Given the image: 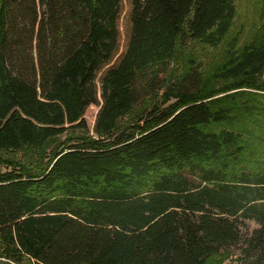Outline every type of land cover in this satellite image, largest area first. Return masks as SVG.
I'll return each instance as SVG.
<instances>
[{
  "label": "trees",
  "instance_id": "16d2710c",
  "mask_svg": "<svg viewBox=\"0 0 264 264\" xmlns=\"http://www.w3.org/2000/svg\"><path fill=\"white\" fill-rule=\"evenodd\" d=\"M260 10L262 32L241 41L236 0H0V149L111 135L191 41L224 45L212 80L264 90ZM186 59V93L138 133L68 144L39 172L0 170L5 264H215L234 247L264 264V168L241 162L264 135V99H205Z\"/></svg>",
  "mask_w": 264,
  "mask_h": 264
},
{
  "label": "rangeland",
  "instance_id": "374dc122",
  "mask_svg": "<svg viewBox=\"0 0 264 264\" xmlns=\"http://www.w3.org/2000/svg\"><path fill=\"white\" fill-rule=\"evenodd\" d=\"M261 3L262 0H236L237 15L232 26L231 35L237 34L241 41H247L255 34L262 32ZM223 49L224 45L210 48L197 45L192 41L188 42L179 51L178 56L174 60L165 87L141 105L120 116L117 120L116 128L111 135H96L92 130L71 128L37 147L22 146L18 149H0V170L14 169L39 172L52 159L54 151L68 144L81 143L87 140H93L99 144H107L120 134L138 133L142 128L153 123L151 121H154L160 113L173 108L179 101L180 94L186 93L184 92L186 88L183 84V74L185 64L188 63L186 59L187 55L194 56L198 62L201 78L200 91L204 93L205 99L231 103L234 96L244 90L255 94L257 98L264 99V90L236 87L234 82L231 81L212 80L210 75L213 72L208 75L205 74L206 69L210 70L211 68L212 70L214 68L210 63L211 61L218 60V56L222 53ZM260 79V82L264 83V72ZM92 111L94 115L95 108H92ZM85 119L90 125L94 122V116L86 115ZM252 127L255 128L253 125ZM259 133H254V138L256 139L255 154L247 156L241 161L248 167L261 166V168H264V135L262 136ZM255 159L258 161L255 162ZM249 225L251 227L254 226L253 222H250ZM249 263V260L244 258L240 253L238 247L220 254L215 259V264ZM0 264H5V261L1 258Z\"/></svg>",
  "mask_w": 264,
  "mask_h": 264
}]
</instances>
